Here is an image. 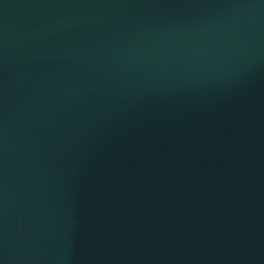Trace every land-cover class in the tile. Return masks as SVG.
Masks as SVG:
<instances>
[{"label": "water", "instance_id": "obj_1", "mask_svg": "<svg viewBox=\"0 0 264 264\" xmlns=\"http://www.w3.org/2000/svg\"><path fill=\"white\" fill-rule=\"evenodd\" d=\"M0 264H264V0H0Z\"/></svg>", "mask_w": 264, "mask_h": 264}]
</instances>
